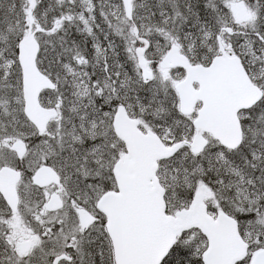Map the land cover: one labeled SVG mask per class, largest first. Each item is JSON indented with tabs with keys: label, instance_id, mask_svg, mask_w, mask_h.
Here are the masks:
<instances>
[{
	"label": "snow or ice",
	"instance_id": "6c2138e0",
	"mask_svg": "<svg viewBox=\"0 0 264 264\" xmlns=\"http://www.w3.org/2000/svg\"><path fill=\"white\" fill-rule=\"evenodd\" d=\"M0 264H264V0H0Z\"/></svg>",
	"mask_w": 264,
	"mask_h": 264
}]
</instances>
